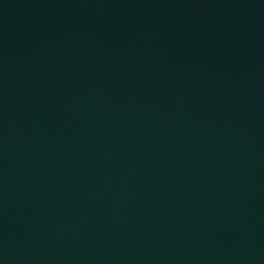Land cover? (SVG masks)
I'll use <instances>...</instances> for the list:
<instances>
[{
  "label": "water",
  "instance_id": "obj_1",
  "mask_svg": "<svg viewBox=\"0 0 264 264\" xmlns=\"http://www.w3.org/2000/svg\"><path fill=\"white\" fill-rule=\"evenodd\" d=\"M0 264H264V0H0Z\"/></svg>",
  "mask_w": 264,
  "mask_h": 264
}]
</instances>
